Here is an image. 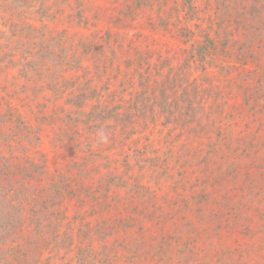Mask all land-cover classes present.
<instances>
[{"label": "trees", "instance_id": "obj_1", "mask_svg": "<svg viewBox=\"0 0 264 264\" xmlns=\"http://www.w3.org/2000/svg\"><path fill=\"white\" fill-rule=\"evenodd\" d=\"M49 1L0 0V264H264V0L96 9L52 67Z\"/></svg>", "mask_w": 264, "mask_h": 264}, {"label": "rangeland", "instance_id": "obj_2", "mask_svg": "<svg viewBox=\"0 0 264 264\" xmlns=\"http://www.w3.org/2000/svg\"><path fill=\"white\" fill-rule=\"evenodd\" d=\"M49 3L52 5V8L50 9L52 12V19L39 20L40 17L38 15L35 19L31 20L32 22H35L38 27L45 25L43 28L44 31L40 30L42 32L40 36L42 37L38 38V41H42L44 45L50 43V46L54 48L50 53H47L45 59L46 64L51 67L55 62L58 64L64 62V59L67 57L68 59L76 58L75 53L69 52V54H67V51L65 52L66 43H77L82 39L79 40V37L85 34V32L91 34L92 30H103L111 25V23H108L105 20L97 21L93 18L96 9L101 10L104 14H109L110 11L116 13L119 8L123 7V4H126L125 0H121L119 3H117L116 0H70V2H67V0H50ZM17 8L18 5L13 2L10 6V11L16 13L18 12ZM27 13L28 10L26 14ZM84 19H86V22H83ZM51 36L55 37L52 40H49ZM63 42H66L65 45ZM60 45H62V51ZM76 54L80 56V50H78ZM19 56L20 55H18V57ZM81 56H83V54ZM35 57H38V55H34V58ZM83 60L89 62L87 57L83 58ZM146 185L148 187H153V182L148 181L146 182ZM132 210V207L128 209L125 212V217L131 216ZM150 210H152V208ZM73 215L74 212L71 211L70 216L72 217ZM78 223L79 221L75 222V228H78ZM71 226H74V224ZM137 226L138 225L134 226V221L131 218L130 229L134 228L136 230Z\"/></svg>", "mask_w": 264, "mask_h": 264}]
</instances>
